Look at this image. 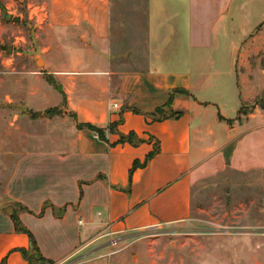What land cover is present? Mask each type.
I'll use <instances>...</instances> for the list:
<instances>
[{"label": "crops", "instance_id": "obj_1", "mask_svg": "<svg viewBox=\"0 0 264 264\" xmlns=\"http://www.w3.org/2000/svg\"><path fill=\"white\" fill-rule=\"evenodd\" d=\"M43 6L44 69L29 86L5 83L0 99V264H29L30 238L12 212L44 260L65 264L102 247L103 233L122 239L187 223L194 179L234 163L264 169V0ZM221 77L239 96L232 118L221 111ZM206 91L215 98L198 97ZM54 108L63 112L43 117ZM129 134L135 143L119 141ZM192 241L140 240L131 263L172 264Z\"/></svg>", "mask_w": 264, "mask_h": 264}, {"label": "rangeland", "instance_id": "obj_2", "mask_svg": "<svg viewBox=\"0 0 264 264\" xmlns=\"http://www.w3.org/2000/svg\"><path fill=\"white\" fill-rule=\"evenodd\" d=\"M47 23L43 0H0V99L5 83L17 84L22 80L29 86V79L44 69L43 60L49 52V38L44 29ZM220 82L225 84L227 103L221 111L232 118L236 115L237 103L240 104L239 96L230 79L221 77ZM13 92L18 93L17 86L8 94ZM197 95L200 99L215 98L214 91ZM62 112L61 108H55L44 112L43 117ZM191 191V214L187 223L148 235L126 236L116 253L103 247L86 253L80 251L65 264H132L131 256L143 249L137 247L139 241L159 237L178 240L177 246L184 244L183 240H193L184 247L187 253L173 252L172 264H264V169L243 172L234 163L213 177L194 179ZM168 248L171 252L176 249ZM32 264L46 263L35 260Z\"/></svg>", "mask_w": 264, "mask_h": 264}, {"label": "trees", "instance_id": "obj_3", "mask_svg": "<svg viewBox=\"0 0 264 264\" xmlns=\"http://www.w3.org/2000/svg\"><path fill=\"white\" fill-rule=\"evenodd\" d=\"M46 81H47L50 85H52L53 88H54L55 90H57L59 93L62 94V90H61V88H60V87L54 82V80H53L50 76H47V77H46ZM54 109H55V108H54ZM54 109H53V110H54ZM50 110H52V109H50ZM50 110H46L45 112H46V113H49ZM54 112H55V111H54ZM54 114H56V112H55ZM156 115H160V116H159V118H160V117L162 116V112H157ZM169 116L173 117L174 115H173V114H169ZM77 127H78V129L87 128V129H89V130L95 131V132L98 133V135H99V134L101 135V133H102L101 130H99V129L96 128V127L90 126V125H79V126H77ZM119 141H120V142H125V141H126V142H129V143H135V142H136L135 137H134L133 134H129V135L126 136V137H125V136H124V137L121 136L120 139H119ZM156 151H157V147H155L154 150H153L150 154H148V156L146 157V160H148L149 158H151V157L156 153ZM137 165H138V164L135 163V164H134V168H135ZM18 210H20V208L17 206V211H18ZM10 217H11L13 223H14V226H15L16 231L26 233V234L28 235V237L30 238L31 251H30V252H24V256H25L27 262H28L29 264H32L33 261L37 260V261H39V262H44V263H46V264H52L51 262L46 261V260H44V259L41 257V255H40V253H39V250H38V248H37V246H36V244H35V242H34L32 236H31V234H30L26 229H24V228L20 225V223H19V221H18L17 214L14 213V212H12V213L10 214Z\"/></svg>", "mask_w": 264, "mask_h": 264}, {"label": "built area", "instance_id": "obj_4", "mask_svg": "<svg viewBox=\"0 0 264 264\" xmlns=\"http://www.w3.org/2000/svg\"><path fill=\"white\" fill-rule=\"evenodd\" d=\"M112 108H117L116 104H113L111 106ZM97 240H100V245H102L103 248H110L112 249L113 253H116L120 250V244L121 242H124V240H121L120 238L116 237L115 234L111 232H106L101 234Z\"/></svg>", "mask_w": 264, "mask_h": 264}, {"label": "water", "instance_id": "obj_5", "mask_svg": "<svg viewBox=\"0 0 264 264\" xmlns=\"http://www.w3.org/2000/svg\"><path fill=\"white\" fill-rule=\"evenodd\" d=\"M5 50H6V52L8 51H10V50H8V48H4ZM38 63H40L39 61H36V64H38Z\"/></svg>", "mask_w": 264, "mask_h": 264}]
</instances>
